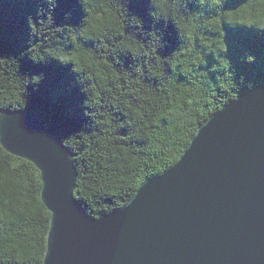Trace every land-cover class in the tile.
<instances>
[{
    "label": "trees",
    "instance_id": "1",
    "mask_svg": "<svg viewBox=\"0 0 264 264\" xmlns=\"http://www.w3.org/2000/svg\"><path fill=\"white\" fill-rule=\"evenodd\" d=\"M264 84V0H0V109L60 135L93 217L171 169L197 128ZM39 172L0 146V264H43Z\"/></svg>",
    "mask_w": 264,
    "mask_h": 264
},
{
    "label": "water",
    "instance_id": "2",
    "mask_svg": "<svg viewBox=\"0 0 264 264\" xmlns=\"http://www.w3.org/2000/svg\"><path fill=\"white\" fill-rule=\"evenodd\" d=\"M0 146L39 172L43 264H264V84L213 113L171 169L97 218L74 197V155L34 113L0 109Z\"/></svg>",
    "mask_w": 264,
    "mask_h": 264
},
{
    "label": "bare ground",
    "instance_id": "3",
    "mask_svg": "<svg viewBox=\"0 0 264 264\" xmlns=\"http://www.w3.org/2000/svg\"><path fill=\"white\" fill-rule=\"evenodd\" d=\"M112 211V210H111Z\"/></svg>",
    "mask_w": 264,
    "mask_h": 264
}]
</instances>
